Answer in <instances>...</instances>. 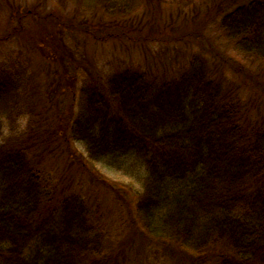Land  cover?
Returning a JSON list of instances; mask_svg holds the SVG:
<instances>
[{
	"label": "trees",
	"instance_id": "16d2710c",
	"mask_svg": "<svg viewBox=\"0 0 264 264\" xmlns=\"http://www.w3.org/2000/svg\"><path fill=\"white\" fill-rule=\"evenodd\" d=\"M69 1L113 24L145 5ZM236 5L216 31L234 53L264 63V0ZM18 61L0 66V264H95L103 213L76 194L56 199L13 124L28 105L27 65ZM210 74L194 55L170 75L110 71L102 90L82 81L67 136L83 146L84 167L127 178L146 241L186 264H264V128L247 120L226 79Z\"/></svg>",
	"mask_w": 264,
	"mask_h": 264
},
{
	"label": "rangeland",
	"instance_id": "374dc122",
	"mask_svg": "<svg viewBox=\"0 0 264 264\" xmlns=\"http://www.w3.org/2000/svg\"><path fill=\"white\" fill-rule=\"evenodd\" d=\"M241 2L145 0L136 14L113 24L69 0H0V66L27 65V75L21 73L29 107L13 124L31 144L34 166L50 173L56 199L76 194L103 213L104 252L95 264L186 263L137 231L126 177L99 164L83 166V146L67 136L82 81L102 90L110 71L170 75L197 55L211 79H226L240 97L247 120L264 128V63L240 57L216 31Z\"/></svg>",
	"mask_w": 264,
	"mask_h": 264
}]
</instances>
